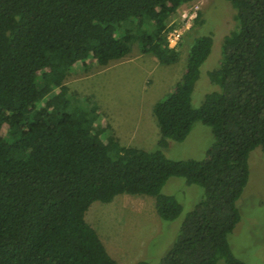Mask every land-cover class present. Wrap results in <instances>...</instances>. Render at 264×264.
<instances>
[{
    "label": "trees",
    "instance_id": "trees-1",
    "mask_svg": "<svg viewBox=\"0 0 264 264\" xmlns=\"http://www.w3.org/2000/svg\"><path fill=\"white\" fill-rule=\"evenodd\" d=\"M190 1L0 0V264H118L86 221L88 208L144 194L160 220H174L182 204L162 192L170 177L203 192L157 264H247L228 235L250 152L264 150V0H226L238 27L207 72L218 89L197 107L191 96L212 37H194L181 77L152 107L154 150L122 145L93 96L65 84L77 62L105 66L134 43L163 64L176 61L167 20ZM196 121L213 134L205 157L168 158V140L183 141Z\"/></svg>",
    "mask_w": 264,
    "mask_h": 264
},
{
    "label": "rangeland",
    "instance_id": "rangeland-1",
    "mask_svg": "<svg viewBox=\"0 0 264 264\" xmlns=\"http://www.w3.org/2000/svg\"><path fill=\"white\" fill-rule=\"evenodd\" d=\"M198 8V14L177 47L176 61L163 64L152 53H143L134 43L121 59L100 66L91 60L77 62L65 79L70 90L92 95L101 112L100 121L109 124L115 137L126 147L157 148L160 136L152 113L154 103L165 97L183 73L187 52L194 37L209 34L212 46L200 66L191 102L197 107L206 93L218 89L207 72L218 67L225 35L236 30L234 9L226 0H193L183 3L167 20V31L179 27L183 13ZM213 142L209 126L196 121L188 136L180 142L168 140L163 149L170 159H202ZM249 179L236 205L240 220L228 235L233 253L247 264H264V150L250 152ZM162 192L174 195L182 212L171 221L160 220L149 195L119 194L112 201H94L85 219L95 229L109 254L118 264H138L146 260L157 264L173 243L180 224L200 199L202 188L188 185L181 177H170ZM216 264H224L219 259Z\"/></svg>",
    "mask_w": 264,
    "mask_h": 264
},
{
    "label": "built area",
    "instance_id": "built-area-1",
    "mask_svg": "<svg viewBox=\"0 0 264 264\" xmlns=\"http://www.w3.org/2000/svg\"><path fill=\"white\" fill-rule=\"evenodd\" d=\"M198 14V8H194L191 11H186L183 13L182 16V23L179 27H173L170 28L168 31H166V39L168 46L170 48H176L183 33L190 28L193 21L197 17Z\"/></svg>",
    "mask_w": 264,
    "mask_h": 264
}]
</instances>
